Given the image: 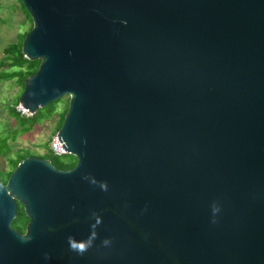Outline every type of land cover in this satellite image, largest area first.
Here are the masks:
<instances>
[{
  "label": "water",
  "instance_id": "water-1",
  "mask_svg": "<svg viewBox=\"0 0 264 264\" xmlns=\"http://www.w3.org/2000/svg\"><path fill=\"white\" fill-rule=\"evenodd\" d=\"M20 1L15 102L68 97L76 163L0 183V264H264V0Z\"/></svg>",
  "mask_w": 264,
  "mask_h": 264
},
{
  "label": "rangeland",
  "instance_id": "rangeland-1",
  "mask_svg": "<svg viewBox=\"0 0 264 264\" xmlns=\"http://www.w3.org/2000/svg\"><path fill=\"white\" fill-rule=\"evenodd\" d=\"M31 22V17L20 0H0V63L3 61L1 58L6 55L4 49L18 43L21 34L29 28ZM1 70L3 68L0 64V73ZM20 89L16 78L0 77V152L7 151L6 155L13 156L16 151L29 150L34 156L39 157L38 155L46 152L45 144L57 133L55 124L59 116L57 113L22 132L21 125L12 116L9 108L16 100ZM67 101L68 97H63L56 104L58 111L62 110ZM5 138L7 143L4 142ZM66 156L67 154L60 155L59 159L65 161ZM0 165L3 168L7 167L5 155H0Z\"/></svg>",
  "mask_w": 264,
  "mask_h": 264
},
{
  "label": "trees",
  "instance_id": "trees-1",
  "mask_svg": "<svg viewBox=\"0 0 264 264\" xmlns=\"http://www.w3.org/2000/svg\"><path fill=\"white\" fill-rule=\"evenodd\" d=\"M31 28H32V22L29 28L23 34H21L18 43L4 49L6 55L1 58L3 61L0 63L3 68V70H1L0 77L9 78V79L16 78V82L21 86V89H22L21 81H23V79H27L34 72H36L39 65V60L26 59L20 52L22 41L24 40L25 35ZM5 66H7V68H4ZM61 100L62 98L49 103L44 108H39L38 111H36L34 114L30 116L21 115L16 110L17 104L15 101L11 106H9V108L13 114L12 116L16 119L17 123L21 125L22 132L29 130L30 128L34 127L36 124L42 122L43 120L49 119L53 115L58 113L59 117L55 124V132H57L62 125L64 115L68 108V101H67L64 107L62 108V110L58 111L56 104H58V102H60ZM4 142L7 143L6 138ZM45 146H46V152L43 155H38L39 157L49 160L58 169L67 170L74 167L76 163V158L73 155L67 154L66 160L62 161L59 159L58 155L53 154V152L50 149L49 142L46 143ZM1 154L5 155V158L7 160V167L3 168L0 165V183L2 184H5L7 182L8 177L10 176V174L13 172V170L16 168L17 164L21 160L29 156H34V154L29 150L16 151L13 156L6 155L7 151L5 153L0 152V155ZM28 221L29 218L26 216L23 206L18 203L16 216L11 223L12 227L16 229L18 232L24 233Z\"/></svg>",
  "mask_w": 264,
  "mask_h": 264
},
{
  "label": "clouds",
  "instance_id": "clouds-1",
  "mask_svg": "<svg viewBox=\"0 0 264 264\" xmlns=\"http://www.w3.org/2000/svg\"><path fill=\"white\" fill-rule=\"evenodd\" d=\"M126 23V22H125ZM87 178V176L85 177ZM93 183H95V181H93ZM100 187L103 189V190H107V184L105 182H102ZM95 237V233L92 234V237H90L87 241H84V240H81L79 242H77L74 237H69L68 240H69V245H70V248L74 251H77L79 252L80 254H83L85 251H87V249L92 245V240L93 238ZM103 243L106 245L109 243V241L107 239H105L103 241Z\"/></svg>",
  "mask_w": 264,
  "mask_h": 264
},
{
  "label": "built area",
  "instance_id": "built-area-1",
  "mask_svg": "<svg viewBox=\"0 0 264 264\" xmlns=\"http://www.w3.org/2000/svg\"><path fill=\"white\" fill-rule=\"evenodd\" d=\"M16 110L21 114V115H25V116H30L32 115L30 112L27 113L24 110H22L18 105H16ZM50 149L53 152V154L55 155H63V154H68L67 151L64 150V148L62 147V144L60 143V141L58 140L57 135H53L50 142Z\"/></svg>",
  "mask_w": 264,
  "mask_h": 264
},
{
  "label": "flooded vegetation",
  "instance_id": "flooded-vegetation-1",
  "mask_svg": "<svg viewBox=\"0 0 264 264\" xmlns=\"http://www.w3.org/2000/svg\"><path fill=\"white\" fill-rule=\"evenodd\" d=\"M71 169V168H70ZM19 203V202H18ZM18 203H17V206H18ZM20 204V203H19Z\"/></svg>",
  "mask_w": 264,
  "mask_h": 264
}]
</instances>
